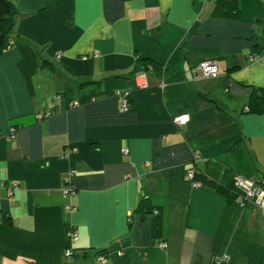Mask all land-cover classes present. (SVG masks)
<instances>
[{
    "label": "crops",
    "instance_id": "obj_1",
    "mask_svg": "<svg viewBox=\"0 0 264 264\" xmlns=\"http://www.w3.org/2000/svg\"><path fill=\"white\" fill-rule=\"evenodd\" d=\"M9 1L0 264H264V209L184 178L264 177V0Z\"/></svg>",
    "mask_w": 264,
    "mask_h": 264
},
{
    "label": "built area",
    "instance_id": "obj_2",
    "mask_svg": "<svg viewBox=\"0 0 264 264\" xmlns=\"http://www.w3.org/2000/svg\"><path fill=\"white\" fill-rule=\"evenodd\" d=\"M219 74V68L216 61H203L199 64V66L195 69V75L199 79H209L215 78ZM136 88L137 89H147L148 81L145 74H140L136 77ZM118 96L121 101V109L123 111L129 110V102H128V94L118 92ZM73 107L77 106V103L72 105ZM191 120V116L188 113L180 114L174 118L176 124L182 126L187 125ZM69 150H66L63 157H68ZM202 162V157L200 154H195L191 161V166L188 168L185 174V180L192 184L194 188H199L202 186V183L195 179L196 168ZM235 185L241 189L245 195L242 206L245 205L248 201H253L257 206L264 209V177L258 180H252L245 177H237L235 179ZM18 184H12V186L8 189V195L12 196L18 190ZM74 188L72 186H67L64 190V194L66 196L73 194ZM71 211L75 210L73 207H68ZM68 236L70 240L73 242H77L79 240V233L76 230H70L68 232ZM162 248H167V244L164 243L161 246ZM72 255V249H68L66 252V256L70 257ZM102 261H104L103 256L100 257ZM224 258L222 259H214L213 264H223Z\"/></svg>",
    "mask_w": 264,
    "mask_h": 264
},
{
    "label": "trees",
    "instance_id": "obj_3",
    "mask_svg": "<svg viewBox=\"0 0 264 264\" xmlns=\"http://www.w3.org/2000/svg\"><path fill=\"white\" fill-rule=\"evenodd\" d=\"M15 15V5L9 0H0V57L11 51L14 47L13 30L15 26ZM140 62L143 63V61ZM257 112L264 113V108L260 110L258 109ZM195 179L201 181L202 185H207L214 188L218 193L226 197L230 202H235L238 198L244 200L245 195L243 191L235 185V179H233L232 182H230L226 186L218 185L205 176H202V174H199L197 170Z\"/></svg>",
    "mask_w": 264,
    "mask_h": 264
}]
</instances>
